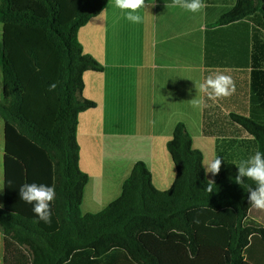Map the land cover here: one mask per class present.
<instances>
[{
	"label": "trees",
	"instance_id": "trees-1",
	"mask_svg": "<svg viewBox=\"0 0 264 264\" xmlns=\"http://www.w3.org/2000/svg\"><path fill=\"white\" fill-rule=\"evenodd\" d=\"M109 0H0V125L4 194L0 199L3 264H249L246 252L264 228L248 219V189L235 183L236 165L249 158L224 153L213 191L204 156L185 125L175 127L167 149L176 169L169 190L159 191L144 162H137L121 196L98 214L81 212L89 177L80 168L79 116L96 104L83 96L86 72L102 66L84 53L79 31ZM253 24V66L264 54V0H236L219 25ZM56 83L54 91L49 85ZM240 128L264 153V121L231 114L204 115L205 137ZM1 152V148H0ZM54 186L51 222L39 221L20 200L24 183ZM117 260V259H116Z\"/></svg>",
	"mask_w": 264,
	"mask_h": 264
},
{
	"label": "crops",
	"instance_id": "crops-1",
	"mask_svg": "<svg viewBox=\"0 0 264 264\" xmlns=\"http://www.w3.org/2000/svg\"><path fill=\"white\" fill-rule=\"evenodd\" d=\"M200 12L173 7L172 0H146L133 24L125 12L109 0L105 9L92 18L78 34L84 53L103 71L84 74V98L96 108L79 116L80 168L89 177L81 212L98 214L116 201L137 162H144L159 191L169 190L176 169L167 149L175 127L185 125L193 147L203 153L204 163L216 158L218 141L224 153L240 157L256 152L252 137L231 127L229 137H205L204 115L226 118L231 114L264 121V54L253 66V24L240 21L219 25L236 0H204ZM201 25L205 30L201 31ZM264 41V31L261 32ZM232 76L236 91L227 98L209 99L198 86L210 74ZM193 98L204 101L194 109ZM0 154L4 130L0 125ZM215 181L217 176L206 174ZM4 194V169H0V199ZM252 208L248 219L264 228ZM264 211V210H263ZM264 214V213H262ZM4 245L0 236V264ZM107 264H129L112 255ZM117 259V260H116ZM264 264V239L256 237L245 261ZM85 264H88L85 261ZM105 264V263H102Z\"/></svg>",
	"mask_w": 264,
	"mask_h": 264
},
{
	"label": "clouds",
	"instance_id": "clouds-1",
	"mask_svg": "<svg viewBox=\"0 0 264 264\" xmlns=\"http://www.w3.org/2000/svg\"><path fill=\"white\" fill-rule=\"evenodd\" d=\"M115 7L125 12V18L133 23L139 24L142 22V17L139 14L142 8H147L146 0H114ZM173 7H180L192 13L200 12L206 7L204 0H172ZM205 25H201L200 30H205ZM57 87L56 83L49 85V91H54ZM200 93L206 94L211 100L227 98L233 95L236 91L235 81L232 76L223 72L210 74L198 86ZM190 103L194 109H200L204 106V101L199 98H193ZM222 159L216 157L203 164L205 173L211 174L213 177L218 175ZM238 172L235 176V183L243 185L245 179L255 183V187L248 189V204L256 209L264 210V153L256 151L253 155L245 160H241L236 165ZM207 191H213L214 182L209 180ZM20 200L27 204L33 205V212L38 217L39 221L45 223L51 222L52 210L51 204L56 198L54 186L45 184L24 183L19 188Z\"/></svg>",
	"mask_w": 264,
	"mask_h": 264
},
{
	"label": "rangeland",
	"instance_id": "rangeland-1",
	"mask_svg": "<svg viewBox=\"0 0 264 264\" xmlns=\"http://www.w3.org/2000/svg\"><path fill=\"white\" fill-rule=\"evenodd\" d=\"M256 213H257L256 215L259 217V219L262 222H264V214H262V213H264V211L263 210H260V209H257Z\"/></svg>",
	"mask_w": 264,
	"mask_h": 264
}]
</instances>
